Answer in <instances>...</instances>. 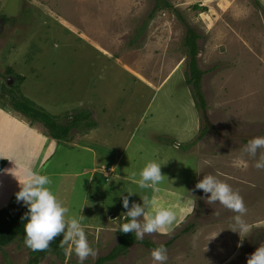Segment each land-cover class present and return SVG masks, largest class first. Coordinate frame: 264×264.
Instances as JSON below:
<instances>
[{"label": "rangeland", "instance_id": "374dc122", "mask_svg": "<svg viewBox=\"0 0 264 264\" xmlns=\"http://www.w3.org/2000/svg\"><path fill=\"white\" fill-rule=\"evenodd\" d=\"M186 27L199 35L194 57L207 124L187 82ZM21 100L60 125L78 114L89 120L56 140L14 109ZM257 136H264V0H0V159L7 161L0 210L24 206L16 200L19 169L49 176L68 215L85 218L98 254L83 264L116 246L127 211L120 196L128 194L130 205L148 195L174 211L166 230L143 239L169 243L166 264H246L264 243V169L254 167L264 148L255 158L242 151ZM149 161L167 178L159 192L137 184ZM209 174L243 197L246 230L195 188ZM62 248L39 264H80ZM151 250L134 244L105 264H157ZM31 263L21 237L0 248V264Z\"/></svg>", "mask_w": 264, "mask_h": 264}, {"label": "clouds", "instance_id": "9594fccd", "mask_svg": "<svg viewBox=\"0 0 264 264\" xmlns=\"http://www.w3.org/2000/svg\"><path fill=\"white\" fill-rule=\"evenodd\" d=\"M264 148V136H257L248 140L242 151L249 157L255 158L259 149ZM256 169H264V155L254 164ZM14 169L8 170L10 173ZM115 170V168H113ZM136 176V173H133ZM20 190L16 193L17 202H23L27 212L21 217L24 224L25 246L33 251H45L57 238L60 239V246H69L77 256L80 264L88 257L95 258L97 251L90 246L81 221L83 216H69V209L63 206L56 195L51 191L52 180L47 175H42L30 167L19 169L15 177ZM167 178L161 173V165L155 161L147 162L139 172L137 184L140 189H151L159 192V184ZM196 189L209 194V204H219L236 215L233 217L242 230L247 226L242 217L246 214L247 208L243 197L238 191L226 182L211 174L203 176L195 185ZM133 194H128V196ZM128 196L121 195L122 206L127 211L123 219L127 221L120 226L122 233H135L137 240H143L145 235H151L157 230L164 231L175 220V213L169 208L156 205L154 199L148 195L141 198L142 204L132 202L129 204ZM195 202H193V209ZM152 259L157 264H166L168 260L167 249L160 245L151 250ZM246 264H264V243H261L251 253Z\"/></svg>", "mask_w": 264, "mask_h": 264}, {"label": "trees", "instance_id": "16d2710c", "mask_svg": "<svg viewBox=\"0 0 264 264\" xmlns=\"http://www.w3.org/2000/svg\"><path fill=\"white\" fill-rule=\"evenodd\" d=\"M166 8H170L167 3H164ZM158 8V5L154 6L153 10L150 13V16L153 15V12ZM197 8V6H194ZM199 35L195 33L194 30L188 29L186 27L185 37L183 39V44L187 49V55L189 59L188 66V79L187 82L191 86L192 96L196 103V108L201 112L203 122L208 123L206 114H205V101L203 94L200 88L201 76L203 72L198 69V66L195 62V53L198 50L196 41L198 40ZM14 109L31 119L32 121L41 122L49 131L50 136L56 140H67L68 132L72 128L73 124L78 123L81 119L85 118L89 120V116L85 115H75L72 119V124L67 123L66 125H60L51 115L44 112L42 109L34 107L27 100H21L14 105ZM91 125H93L91 123ZM208 131V126H204L201 130L198 139H200L204 133ZM7 161L5 159H0V172L5 167ZM26 206H18L15 204L9 205L2 210H0V248H3L7 243L11 242L12 239L16 237H21L25 239L24 233V224L26 221H23L21 217L27 212ZM127 221L123 220L119 223V228L117 231L118 241L115 247L106 255L99 257L94 264H105L106 262L112 261L114 258L125 255L131 246L134 244H141L149 249L158 247L157 245L147 243L144 240H137L135 233H122L120 232V226ZM188 228L184 229V231ZM169 243L164 244V247H167ZM62 247L58 239L54 240L49 248L45 251H33L30 249L31 264H39V261L44 259L47 255L52 253V250L62 254Z\"/></svg>", "mask_w": 264, "mask_h": 264}]
</instances>
